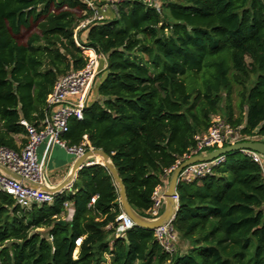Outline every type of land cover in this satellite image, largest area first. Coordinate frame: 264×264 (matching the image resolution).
<instances>
[{
  "label": "trees",
  "instance_id": "16d2710c",
  "mask_svg": "<svg viewBox=\"0 0 264 264\" xmlns=\"http://www.w3.org/2000/svg\"><path fill=\"white\" fill-rule=\"evenodd\" d=\"M89 1L0 0V146H24L20 121L38 126L56 81L83 69L91 52L100 71L63 138L103 150L140 215L151 217L153 192L212 117L264 142V0H163L158 11L122 0L111 18L77 31L92 16ZM176 193L168 254L152 230L134 226L114 237L118 195L100 164L82 168L48 205L24 209L0 192V264H107V257L108 264H264L257 163L227 154L209 174L179 182Z\"/></svg>",
  "mask_w": 264,
  "mask_h": 264
},
{
  "label": "built area",
  "instance_id": "2783aa9c",
  "mask_svg": "<svg viewBox=\"0 0 264 264\" xmlns=\"http://www.w3.org/2000/svg\"><path fill=\"white\" fill-rule=\"evenodd\" d=\"M97 1V0H94ZM94 1H89L88 6L93 11L92 16L83 20L77 27V31L84 29L93 22H101L105 20L107 10H115V2L122 0H106L102 6L95 7ZM142 1L148 6H154L158 11L156 0H137ZM113 10V11H114ZM100 58L94 53V57L90 58L86 66L78 71L67 74L59 78L51 93L46 98V107L38 126L28 124L21 120L20 124L26 130V143L18 151L0 146V165L6 168L10 173L27 180L30 183H40L43 175L38 158L37 150L43 143L56 145L63 149L68 155L76 158L91 148H86V142H80L77 145H68L63 136L68 131V120L70 118L80 119L82 110L84 109L93 81L99 73ZM211 127L205 133L196 135L195 147L190 155L185 159L194 155H203L217 149H221L235 143L241 142H263L255 140L254 137L242 136L240 128H233L219 116L212 117ZM264 143V142H263ZM243 155L257 163L264 177V158L261 154L250 151H240ZM183 159V160H185ZM182 160V161H183ZM224 160V156L218 157L209 162H198L184 167L178 176L179 182H191L195 179L202 178L209 174L212 168ZM166 171L167 175H171L173 169L179 164ZM89 164V163H88ZM165 188L158 187L152 194L153 206L149 210L151 217L159 215L162 209L161 195ZM0 192L5 193L13 198L15 203L24 208L29 209L33 205L41 206L43 204H51L55 196L45 194L23 186L18 181L8 178L0 174ZM98 195H93L88 203V207H92ZM65 212L63 220L69 222L72 220L74 209L70 202L64 203ZM134 224L132 220L121 213L115 218L114 237L121 238L124 234L132 229ZM155 237L163 251L171 254L176 245V236L172 233L171 227L165 229L159 228L155 231ZM82 238L75 240V246L80 247Z\"/></svg>",
  "mask_w": 264,
  "mask_h": 264
},
{
  "label": "water",
  "instance_id": "95a60500",
  "mask_svg": "<svg viewBox=\"0 0 264 264\" xmlns=\"http://www.w3.org/2000/svg\"><path fill=\"white\" fill-rule=\"evenodd\" d=\"M242 150H250L261 154L264 158V143L263 142H241L233 145L211 151L203 155H194L181 161L172 171L168 184L161 195L162 211L155 217H145L137 213L129 204L126 196L125 187L111 158L101 149H88L82 155L74 158L69 170L64 179L57 183L51 184L46 177L42 175L40 183H30L17 175L10 173L6 168L0 165V174L14 179L23 186L39 192L50 194L53 196L59 195L66 190H69L77 178L78 172L85 166L100 164L110 176L112 183L118 195L119 210L121 213L128 216L135 227L155 231L156 229L170 226L175 218L178 209V198L176 187L178 184V176L181 170L191 164L198 162H209L218 157L225 156L230 153L240 152ZM89 163V164H88Z\"/></svg>",
  "mask_w": 264,
  "mask_h": 264
},
{
  "label": "crops",
  "instance_id": "0c3cea01",
  "mask_svg": "<svg viewBox=\"0 0 264 264\" xmlns=\"http://www.w3.org/2000/svg\"><path fill=\"white\" fill-rule=\"evenodd\" d=\"M113 10H107L105 17L111 18ZM16 140L18 143L20 139L16 138ZM37 154L40 160L42 173L51 184H57L64 179L74 160V157L68 155L60 147L45 143L39 146ZM168 181L169 179L164 181L163 188L167 186ZM109 261L110 258L107 257V264Z\"/></svg>",
  "mask_w": 264,
  "mask_h": 264
},
{
  "label": "rangeland",
  "instance_id": "374dc122",
  "mask_svg": "<svg viewBox=\"0 0 264 264\" xmlns=\"http://www.w3.org/2000/svg\"><path fill=\"white\" fill-rule=\"evenodd\" d=\"M105 2L104 3H108V1H106V0H104ZM110 1V0H109ZM157 1V4H159L161 1H163V0H156ZM108 4H111L110 2L108 3ZM28 35V32H24L20 37L22 38V39H24L25 38V36H27ZM86 55V54H85ZM88 58L90 59V57L88 56ZM100 61V60H99ZM166 188V187H165ZM77 250H75V252H74V257H76V255H77Z\"/></svg>",
  "mask_w": 264,
  "mask_h": 264
},
{
  "label": "bare ground",
  "instance_id": "6f19581e",
  "mask_svg": "<svg viewBox=\"0 0 264 264\" xmlns=\"http://www.w3.org/2000/svg\"><path fill=\"white\" fill-rule=\"evenodd\" d=\"M93 57H94V52H91L90 58H93Z\"/></svg>",
  "mask_w": 264,
  "mask_h": 264
}]
</instances>
